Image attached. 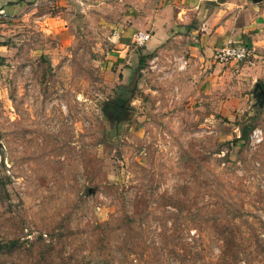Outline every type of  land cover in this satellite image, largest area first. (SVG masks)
I'll return each instance as SVG.
<instances>
[{"label":"rangeland","instance_id":"obj_1","mask_svg":"<svg viewBox=\"0 0 264 264\" xmlns=\"http://www.w3.org/2000/svg\"><path fill=\"white\" fill-rule=\"evenodd\" d=\"M122 4L0 35V264H264V80L178 97L151 52L123 83Z\"/></svg>","mask_w":264,"mask_h":264},{"label":"crops","instance_id":"obj_2","mask_svg":"<svg viewBox=\"0 0 264 264\" xmlns=\"http://www.w3.org/2000/svg\"><path fill=\"white\" fill-rule=\"evenodd\" d=\"M54 1L65 3V0ZM122 1L124 26L122 25L123 28L116 37V47L119 48L116 52L119 53L118 57L123 58L122 62L119 61L123 83L129 75L133 76L135 60L142 61L143 56L151 52L158 56L159 65L166 60L168 66L176 68L177 61L172 66L171 55L180 57L179 62L182 59L186 61L185 74L172 76L177 84L175 94L178 97L183 95L181 88L192 89L197 85V93L219 92L220 84L231 76L239 78L240 85L264 80V0ZM51 2L52 0H0V11L8 16L5 20H0V35L8 33L9 20L28 19L38 10L43 22L55 18L64 21V10L61 8L56 13L41 11L43 8L49 9ZM73 8L77 9L78 6L74 5ZM68 9L70 7L65 10ZM138 30L150 33V38L142 46L134 44L132 40L133 34ZM2 40L0 37V42ZM238 41L245 42L252 48L254 57L251 63L220 64L212 59L215 49ZM133 45L140 47V50L137 49L136 53L130 50ZM4 49V43H0V51ZM161 56L164 60L160 63ZM182 84L186 88L181 87Z\"/></svg>","mask_w":264,"mask_h":264},{"label":"built area","instance_id":"obj_3","mask_svg":"<svg viewBox=\"0 0 264 264\" xmlns=\"http://www.w3.org/2000/svg\"><path fill=\"white\" fill-rule=\"evenodd\" d=\"M8 18L7 14L5 12L0 11V20H5ZM150 38V33L147 31H136L133 34V43L142 46L145 44V42ZM253 55L252 48L245 42L238 41V42H229L223 47H220L218 49H215L212 54V59L220 64H226V63H251ZM184 60V59H182ZM180 60V61H182ZM183 64L179 65V68H184L186 61H182ZM261 130L259 128H256L252 130L250 134V140L251 142H257L261 140Z\"/></svg>","mask_w":264,"mask_h":264},{"label":"trees","instance_id":"obj_4","mask_svg":"<svg viewBox=\"0 0 264 264\" xmlns=\"http://www.w3.org/2000/svg\"><path fill=\"white\" fill-rule=\"evenodd\" d=\"M262 86H263V85H262ZM262 86H261V89L264 90V86H263V87H262ZM118 107H119V108H124L122 105H119Z\"/></svg>","mask_w":264,"mask_h":264},{"label":"water","instance_id":"obj_5","mask_svg":"<svg viewBox=\"0 0 264 264\" xmlns=\"http://www.w3.org/2000/svg\"><path fill=\"white\" fill-rule=\"evenodd\" d=\"M256 86H257V87H259V88H261V86H260V84H259V83H258V84H256ZM261 91H263V92H264V90H262V89H261ZM116 107H117V108H119L118 106H116Z\"/></svg>","mask_w":264,"mask_h":264},{"label":"flooded vegetation","instance_id":"obj_6","mask_svg":"<svg viewBox=\"0 0 264 264\" xmlns=\"http://www.w3.org/2000/svg\"><path fill=\"white\" fill-rule=\"evenodd\" d=\"M260 90H261V88H260Z\"/></svg>","mask_w":264,"mask_h":264}]
</instances>
